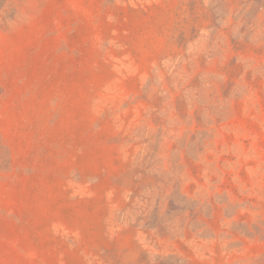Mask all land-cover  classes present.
<instances>
[{
    "label": "rangeland",
    "instance_id": "rangeland-1",
    "mask_svg": "<svg viewBox=\"0 0 264 264\" xmlns=\"http://www.w3.org/2000/svg\"><path fill=\"white\" fill-rule=\"evenodd\" d=\"M0 264H264V0H0Z\"/></svg>",
    "mask_w": 264,
    "mask_h": 264
}]
</instances>
